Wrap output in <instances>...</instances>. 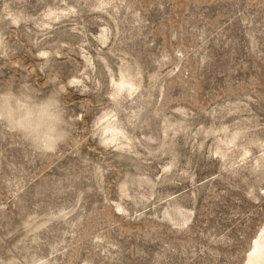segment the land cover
<instances>
[{
  "label": "rangeland",
  "instance_id": "obj_1",
  "mask_svg": "<svg viewBox=\"0 0 264 264\" xmlns=\"http://www.w3.org/2000/svg\"><path fill=\"white\" fill-rule=\"evenodd\" d=\"M63 92L69 137L0 126V264H246L264 228V0H0V87Z\"/></svg>",
  "mask_w": 264,
  "mask_h": 264
},
{
  "label": "clouds",
  "instance_id": "obj_2",
  "mask_svg": "<svg viewBox=\"0 0 264 264\" xmlns=\"http://www.w3.org/2000/svg\"><path fill=\"white\" fill-rule=\"evenodd\" d=\"M63 92L46 96L31 85L0 87V126L19 135L38 153H52L69 137Z\"/></svg>",
  "mask_w": 264,
  "mask_h": 264
},
{
  "label": "bare ground",
  "instance_id": "obj_3",
  "mask_svg": "<svg viewBox=\"0 0 264 264\" xmlns=\"http://www.w3.org/2000/svg\"><path fill=\"white\" fill-rule=\"evenodd\" d=\"M246 264H264V228L254 243Z\"/></svg>",
  "mask_w": 264,
  "mask_h": 264
}]
</instances>
